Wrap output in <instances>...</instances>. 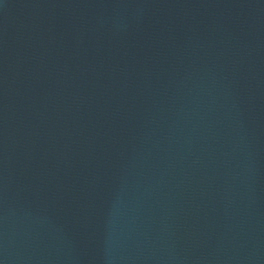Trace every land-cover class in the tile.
<instances>
[{"label":"water","instance_id":"water-1","mask_svg":"<svg viewBox=\"0 0 264 264\" xmlns=\"http://www.w3.org/2000/svg\"><path fill=\"white\" fill-rule=\"evenodd\" d=\"M0 264H264V0H0Z\"/></svg>","mask_w":264,"mask_h":264}]
</instances>
